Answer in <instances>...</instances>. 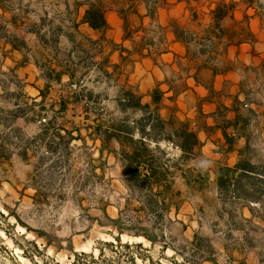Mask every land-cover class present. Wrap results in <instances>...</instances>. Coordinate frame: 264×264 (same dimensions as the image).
Listing matches in <instances>:
<instances>
[{
	"label": "rangeland",
	"instance_id": "1",
	"mask_svg": "<svg viewBox=\"0 0 264 264\" xmlns=\"http://www.w3.org/2000/svg\"><path fill=\"white\" fill-rule=\"evenodd\" d=\"M62 1L0 0V239L9 253L22 264H74L75 253H87L90 264H264L261 86L247 85L237 104L239 114L249 113L240 124L249 143L239 161L253 172L219 187L222 165L195 141L184 173L178 150L152 147L150 139L179 128L175 139L182 141L189 123L174 119L165 130L154 105L133 108L126 93L137 92L132 82L144 40L124 49L87 39L83 26L61 36L73 27L54 18ZM102 2L101 9L115 3L132 13L125 0ZM5 38L17 50H7ZM246 70L250 84L255 72ZM174 85L181 87L180 80ZM245 103L259 106V119ZM227 114L221 108L212 117L225 124ZM204 121L197 115L193 131ZM78 128L83 138L70 139L67 131L77 136ZM107 128L113 135L102 148ZM141 136L165 175L161 184L149 185L144 168L134 172L125 155Z\"/></svg>",
	"mask_w": 264,
	"mask_h": 264
},
{
	"label": "crops",
	"instance_id": "2",
	"mask_svg": "<svg viewBox=\"0 0 264 264\" xmlns=\"http://www.w3.org/2000/svg\"><path fill=\"white\" fill-rule=\"evenodd\" d=\"M95 1L57 2L56 7L62 10L54 18L73 26L72 32H62L61 36L70 38L83 26L87 39L119 43L124 49L130 50L135 38L144 40L140 51L143 60L136 66L139 75L132 82L135 93L141 96L142 103L154 105L165 130L174 119L189 123L188 128H182V141L175 139L179 128H173L168 138L150 139L152 147H175L185 173V157L191 154L182 146L185 132L193 131V119L201 115L206 121L203 127L196 122L194 129L196 142L202 141L201 152L215 156L221 167L237 165L249 143L247 128L240 126L245 125L249 113L239 114L237 104L246 99L247 85L261 86L264 92V0H125L132 13L115 3L105 4L103 16L98 17L99 29L84 21L86 10ZM223 3L232 7L218 20L215 11ZM3 44L7 50H17L6 41ZM146 62L150 65H145ZM246 69L255 72L250 84H245ZM170 75L175 79L171 80ZM178 80L181 87L174 85ZM157 87L161 95L153 103ZM191 97L198 100L195 106L189 103ZM244 105H250L253 121L259 119L258 105ZM221 108L229 114L225 124H216L212 116ZM224 132L233 138L231 143Z\"/></svg>",
	"mask_w": 264,
	"mask_h": 264
},
{
	"label": "trees",
	"instance_id": "3",
	"mask_svg": "<svg viewBox=\"0 0 264 264\" xmlns=\"http://www.w3.org/2000/svg\"><path fill=\"white\" fill-rule=\"evenodd\" d=\"M231 7L232 5H229L226 3L220 4L215 11V17L218 20H221L225 15H227ZM102 16H103V9H101V1H95L86 10L84 21L87 22L92 28L99 29L101 27V24L99 22L98 17H102ZM5 41L11 45L12 49H17L14 39L5 38ZM70 75L73 76L72 74ZM126 93L127 95L130 96L131 99L133 98L135 100L134 104L131 105L133 108H138V107L150 108L151 106L150 103H142L141 96H139L134 91L128 90ZM153 93L154 94H153L152 101L153 103H156L159 101L161 90L157 87L154 89ZM77 130L79 132L77 136L72 135L71 131L69 130L67 131V133L70 135V139H82L83 138L81 130L79 128ZM106 133L107 135L105 138H100L102 142V148L106 147L107 138L113 135L111 128H107ZM179 135L183 137V131H181ZM224 136L227 137L228 142L231 143L233 141V138L232 137L229 138L226 132H224ZM196 140H197V133L195 131L187 132V129H186L184 144H182V146L185 147L186 153L192 152L194 148V143ZM145 141L146 140L144 139V137L141 136L139 139H137V141L133 142L134 146L132 148V152L129 154L125 153V155L133 163L132 169L134 172H136L137 174H140V170H141L140 168L141 167L144 168V171H145L143 172L144 180H147V183L149 185L152 184L153 182L161 184L160 182L164 180L163 177L165 175H163V177L160 175L161 166L156 164V160L153 155L154 149L148 148ZM252 169H253L252 165L247 164L246 162H242V161H239L237 165L233 167L223 166L216 173L217 184L219 187H223L224 185H227V184L237 185L242 179V177L247 176L248 174L253 172ZM113 222L118 224L120 222V218L113 219ZM134 233L135 235H138L139 231L136 230ZM145 236L149 240H152V236H150L149 234H145ZM3 253H7L8 261L2 258L1 254ZM75 256L77 260L75 261L74 264H90L91 263V261L84 259V256H87V253H79V254L75 253ZM94 260H95V257H94ZM0 264H22L13 253H9L7 246H5L2 243L1 239H0Z\"/></svg>",
	"mask_w": 264,
	"mask_h": 264
}]
</instances>
